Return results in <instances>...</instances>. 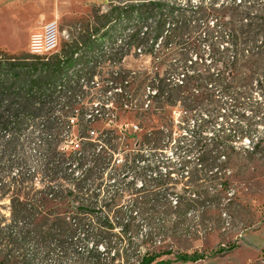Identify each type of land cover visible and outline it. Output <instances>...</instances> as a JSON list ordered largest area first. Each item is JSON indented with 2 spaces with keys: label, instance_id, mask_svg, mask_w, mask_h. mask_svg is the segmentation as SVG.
<instances>
[{
  "label": "rangeland",
  "instance_id": "1",
  "mask_svg": "<svg viewBox=\"0 0 264 264\" xmlns=\"http://www.w3.org/2000/svg\"><path fill=\"white\" fill-rule=\"evenodd\" d=\"M251 1L264 11V0ZM110 6L0 0L1 51L30 54L31 35L55 19L59 51L92 47L76 57L100 65L87 70L101 83L78 86L70 104L65 97L40 117L54 123L40 119L34 143L22 136L11 156L22 164L0 163V264H139L147 251L170 250L206 255L196 262L162 256L172 264H264V48L232 80L217 61L228 42L185 32L170 52L166 32L140 51L121 43L134 24L104 23ZM109 81L122 90L107 103L101 88ZM96 98L109 109L87 120ZM82 137L87 161L74 175L61 164V146Z\"/></svg>",
  "mask_w": 264,
  "mask_h": 264
},
{
  "label": "trees",
  "instance_id": "2",
  "mask_svg": "<svg viewBox=\"0 0 264 264\" xmlns=\"http://www.w3.org/2000/svg\"><path fill=\"white\" fill-rule=\"evenodd\" d=\"M110 3V11L103 15L104 23L119 18L121 23L128 26L134 24L131 29L128 28V33L124 32L121 43L125 40L126 45L138 47L140 51V46H146L150 41V46L155 47V42L166 32L170 52L176 49L178 39L185 32H206L216 42H228L223 51L217 48V61L224 66V75L232 80L241 73L238 67L245 61L259 57L264 48V42L260 39L264 32V11L261 9L260 14L258 10L254 11L257 8L255 1L201 0L197 5H189L186 1L184 6L165 0H110ZM212 20L213 27H210ZM91 50L92 47L84 51L86 56L92 53ZM81 52L82 48L65 45L62 55L67 59L60 60L58 55L45 59L32 54H9L0 50L1 165L5 166L7 161L13 166L22 164V160L11 157L21 146L22 136L27 134L28 142L34 143L39 120L43 119L40 117L56 110L59 101L65 97L68 99L66 104L71 103L73 96L68 95V92H76L78 87L72 83L84 81L88 67L94 68L96 62L87 61L86 56L76 57ZM185 64L182 62L179 66L184 67ZM218 71L220 76L222 71ZM43 120L54 123L50 118ZM52 124L50 128L53 127ZM85 139L91 140L90 137ZM153 140L155 148H160L164 143L162 137ZM105 145L109 148L108 143ZM63 154L61 164L64 170H69L74 175L82 168V162L87 161L83 143L80 151H63ZM113 155L114 165L117 154ZM136 158L134 160H138ZM225 250L223 248L216 253ZM169 254H175L176 260L182 262H196L206 258L205 254L199 252L189 254L174 253L172 250L164 253L147 251L141 255L139 264H172L171 260L161 259L163 255ZM114 257H117L116 254Z\"/></svg>",
  "mask_w": 264,
  "mask_h": 264
},
{
  "label": "built area",
  "instance_id": "3",
  "mask_svg": "<svg viewBox=\"0 0 264 264\" xmlns=\"http://www.w3.org/2000/svg\"><path fill=\"white\" fill-rule=\"evenodd\" d=\"M61 45V30L60 26L57 20H51L48 23H46L40 31L34 32L29 40V53L35 56L44 57L45 59H48L49 57L53 55H58L60 60L67 59L62 53L59 51ZM100 67L96 66L94 68ZM90 77H85L84 81H78L75 83H72L73 85H78L79 87H84L87 89L88 87L97 89L100 87V81L98 79V75L89 71ZM101 90L105 93L103 96V99L108 102L111 101V95L117 93L116 90H122L121 87L118 88V85H116L113 81L107 82V84L101 88ZM80 98V97H79ZM81 100V98L79 99ZM97 103H100L101 106L92 108L90 111H86L85 116L87 120H93L96 117H101L106 110L109 109L107 107L109 104H105L104 102H100L99 98H96ZM106 108V109H105ZM79 110H76L75 114L70 118L72 124H75V119H78ZM137 126H134V129L137 130ZM89 134L91 136H98L97 131L91 129L89 131ZM78 138V137H77ZM91 140L97 142L99 139H93L90 137ZM82 140L83 138L79 139H71L70 144L68 143V140L65 141V143L61 146L63 151L73 150V151H80L82 149ZM68 148V149H67ZM70 148V149H69ZM122 162V159L119 158V154L115 156L114 165H120Z\"/></svg>",
  "mask_w": 264,
  "mask_h": 264
},
{
  "label": "crops",
  "instance_id": "4",
  "mask_svg": "<svg viewBox=\"0 0 264 264\" xmlns=\"http://www.w3.org/2000/svg\"><path fill=\"white\" fill-rule=\"evenodd\" d=\"M50 21H51V20H50ZM48 22H49V21H48ZM48 22H47V23H48ZM45 24H46V23H45ZM45 24H44V25H45ZM44 25H43V26H44Z\"/></svg>",
  "mask_w": 264,
  "mask_h": 264
}]
</instances>
